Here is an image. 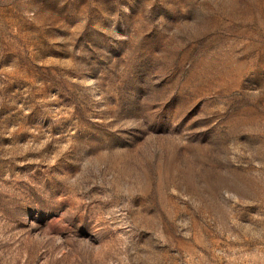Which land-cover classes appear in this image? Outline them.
Listing matches in <instances>:
<instances>
[{
    "label": "rangeland",
    "instance_id": "obj_1",
    "mask_svg": "<svg viewBox=\"0 0 264 264\" xmlns=\"http://www.w3.org/2000/svg\"><path fill=\"white\" fill-rule=\"evenodd\" d=\"M0 264H264V0H0Z\"/></svg>",
    "mask_w": 264,
    "mask_h": 264
}]
</instances>
